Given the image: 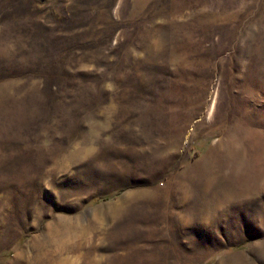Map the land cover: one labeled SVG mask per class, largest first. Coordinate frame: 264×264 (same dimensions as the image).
<instances>
[{
    "label": "rangeland",
    "instance_id": "obj_1",
    "mask_svg": "<svg viewBox=\"0 0 264 264\" xmlns=\"http://www.w3.org/2000/svg\"><path fill=\"white\" fill-rule=\"evenodd\" d=\"M0 264H264V0H0Z\"/></svg>",
    "mask_w": 264,
    "mask_h": 264
}]
</instances>
